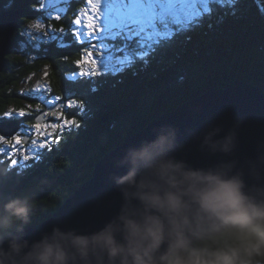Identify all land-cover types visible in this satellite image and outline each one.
Wrapping results in <instances>:
<instances>
[{
	"label": "clouds",
	"instance_id": "1",
	"mask_svg": "<svg viewBox=\"0 0 264 264\" xmlns=\"http://www.w3.org/2000/svg\"><path fill=\"white\" fill-rule=\"evenodd\" d=\"M244 123L161 121L130 143L101 134L114 153L108 212L35 236L38 195L54 178L14 194L0 169V264H264V136L243 150Z\"/></svg>",
	"mask_w": 264,
	"mask_h": 264
},
{
	"label": "trees",
	"instance_id": "2",
	"mask_svg": "<svg viewBox=\"0 0 264 264\" xmlns=\"http://www.w3.org/2000/svg\"><path fill=\"white\" fill-rule=\"evenodd\" d=\"M42 1L0 0V13L23 11L6 56L7 65L0 74V115L10 108L28 110L32 106L30 115L16 117L22 134L28 135V141H23L27 144L32 136L27 132L33 129L31 125L37 123V117L42 116L40 124L57 121L44 115L48 109L50 113L60 110L69 98L82 101L85 108L77 113L80 126L60 135L55 133L53 138L59 136V141L50 149H39V159L35 155L25 166H12L0 154V169L10 173L9 187L14 194L29 187L34 177L54 178L52 185L38 195L37 217L31 228L53 216L78 187L91 179L95 164L108 153L107 145L99 139L101 134L118 141L124 133L127 140L162 114L238 81L259 86L264 92V0H231L213 6L197 24L177 34L145 60L134 58L130 67L115 72L101 70L90 77L74 76L80 70L75 61L82 59L86 51L71 34L73 17L85 0H68L69 9L59 20L43 14L39 6ZM226 13L233 16V23L227 22ZM39 18L55 40L48 36L46 40L28 42L21 35L26 25ZM137 36H130L132 40L126 42L131 57L141 51ZM18 41L25 45L21 54L17 53ZM44 65L49 69L48 89L36 96L19 93L25 79ZM56 96L62 100L56 101ZM36 105H40V112L35 111Z\"/></svg>",
	"mask_w": 264,
	"mask_h": 264
},
{
	"label": "water",
	"instance_id": "3",
	"mask_svg": "<svg viewBox=\"0 0 264 264\" xmlns=\"http://www.w3.org/2000/svg\"><path fill=\"white\" fill-rule=\"evenodd\" d=\"M22 14V10L0 13V72L7 65L6 56L10 53L11 40ZM236 116L245 118L240 137L242 149L248 150L257 137L264 136V92L261 87L238 81L228 89L206 92L173 112L162 114L126 142H133L147 134L151 127L161 121L171 122L183 129L198 126L209 120L229 123ZM42 120V116L36 118L37 123H42ZM20 128V122L17 119L0 121V134L6 138H11ZM23 141L26 143L28 137ZM113 154L104 155L95 164L91 179L78 187L53 216L39 226L30 228L29 235H37L54 222H73L83 226L98 222L108 212L106 203L115 195L108 179L109 173L113 171L111 166Z\"/></svg>",
	"mask_w": 264,
	"mask_h": 264
},
{
	"label": "rangeland",
	"instance_id": "4",
	"mask_svg": "<svg viewBox=\"0 0 264 264\" xmlns=\"http://www.w3.org/2000/svg\"><path fill=\"white\" fill-rule=\"evenodd\" d=\"M248 1L249 0H246L244 1V3H247ZM68 2H69L68 0L66 3L63 2V0H60V2L58 3H56V0H43L42 3L44 4V7L43 8L40 7V9L41 11H43V14L46 15L49 19L56 20L54 18L57 15L61 17L66 14V11H68L69 9L68 4H67ZM171 2L173 4L177 18L182 21H191L193 20L194 15L199 14V19L193 22V25H195L204 15H206L208 12L211 11V8L213 6H216V5L222 6L225 3L231 2V0H224L223 3H218L216 2V0H171ZM112 5H113V0H101L100 6L98 9H91L89 7V0H85L84 6L81 9H88V16L86 17V16L81 15L80 10H79V12H76L72 20V25H71L72 36L75 38L73 33L78 31L81 37L83 38L82 42L77 41L79 45L83 44L84 50L86 51V53L83 55V58H86L87 51L91 49V45L93 44L96 45V48L91 49V50L94 52L92 59H95L97 61L96 71L98 73H100L101 70L105 72H111V71L115 72L117 69L125 68L118 61L126 57H131V54L127 51V43H126L127 41L132 40V38L129 39L130 36L138 35L137 39H139L140 37L139 48H141L142 44L150 43L149 37L151 36V31H150L149 26L146 23L141 24V25H127L125 23L126 21L125 14L123 12L118 11ZM61 9H63V11H61ZM97 15L99 16V19H95ZM77 16H80L81 18L80 25H76L73 23V21L75 20ZM227 16L229 19L227 22L230 21L231 23H233V21H235L233 16H229V15ZM89 17L93 18L96 26L100 28V31L95 33L97 38L94 40H90V38L84 35V33L87 31V29L85 28V25ZM36 23H39L40 25H42V27L40 29H33L32 27H30L32 24H36ZM21 35H23L27 39L28 42H30L31 39L32 40L35 39L36 41L46 40L48 36L50 39L55 40V36L52 35V31L51 30L49 31V28L46 27L45 22L41 18L26 25ZM89 40H90V43H89ZM58 44H59V41H58ZM58 46L60 47V44ZM104 46H106V50H104ZM24 48H25V45L21 43L20 41H18L17 53L21 54L22 52H25ZM96 51L103 52V58L105 61L104 64L99 63L100 57L95 55ZM83 67L85 71L92 70L89 65H84ZM2 72L3 70L0 72V74ZM48 72H49L48 66L44 65L41 68V71H39L37 74L30 75L28 78L25 79V81L23 82L24 84H22V86L19 87V93H22V94L30 93V96H36L38 92L46 91L48 89V86H47ZM79 72L76 73V75L74 76H80ZM244 82L247 85H253L246 81ZM40 85H45V89L41 91H36V89ZM233 86H230V87H233ZM228 88H225V89H228ZM225 89H222V90H225ZM41 104L43 103L41 102ZM8 110H13V109L10 108ZM165 114H168V113H165ZM16 117L18 118V116H15L14 114L12 120H16ZM8 120H11V119H8ZM0 121H4V119H0ZM55 123H57V121ZM43 124H53V123L46 122ZM20 132L22 133V130H18L17 133H20ZM138 132H136L134 135H136ZM27 133L32 135L30 136V139H29L30 141L27 144L22 143L21 145L16 146L14 156H13V153L9 150V146L3 145L2 142H0V147L5 148L6 152L0 153V154L4 155L7 158V160H11V158H15L18 160L17 165L19 164V165L25 166L29 160L23 161V158H22L23 155L27 154L29 155V159H32L39 152V148H33V146L31 145V139H38L35 129H32L30 130V132H27ZM55 133L60 135L62 132H55ZM55 133H53V136L55 135ZM134 135H132L131 137H133ZM27 136H28L27 134L23 133L21 137L22 140H24V138H26ZM53 136L48 137L47 139L51 140L53 139ZM29 149H31V151H29Z\"/></svg>",
	"mask_w": 264,
	"mask_h": 264
},
{
	"label": "snow or ice",
	"instance_id": "5",
	"mask_svg": "<svg viewBox=\"0 0 264 264\" xmlns=\"http://www.w3.org/2000/svg\"><path fill=\"white\" fill-rule=\"evenodd\" d=\"M60 2V0H56V3ZM63 2H67V0H63ZM83 2V0H81ZM218 3H223L224 0H216ZM101 0H89V7L91 9H98L100 6ZM41 8L44 7L43 3L39 5ZM114 8L118 11L123 12L126 17L125 23L127 25H141L146 23L151 31V36L149 37L150 43L142 44L141 51L136 54V57H126L118 62L123 67H130L132 64V59L139 58L140 60H145V58L150 54L155 52L160 46L170 42L177 34L185 31L188 28H191L193 22L199 19V14L193 16V20L191 21H182L177 18L175 13L173 4L171 0H113ZM63 11V9H61ZM80 13L83 16H88V9H80ZM61 17L57 15L55 19L59 20ZM95 19H99L97 15ZM74 24L80 25L81 18L77 16L73 21ZM30 27L33 29H40L42 25L39 23L32 24ZM87 31L84 35L90 40L96 39L95 33L100 31V28L96 26L94 19L89 17L87 23L85 25ZM61 32L65 30L62 28L60 29ZM73 35L75 36L77 41L82 42V37L80 33L74 32ZM89 40V43H90ZM96 45H91V49H95ZM89 49L87 51L86 58L78 59L75 61V64L78 68H80L79 75L81 77H90V76H97L99 73L96 71L97 68V61L92 59L94 52ZM104 50H106V46H104ZM96 56L100 57L99 63L104 64L103 52L96 51ZM84 65H89L91 67V71H85ZM45 89V85H40L36 91H41ZM43 99V97H40ZM56 101H61L62 97L56 96ZM45 103L52 104L53 101L46 100ZM32 106H28V110L23 108L19 110H6L0 115V119H12L14 114L18 117H24L31 114ZM85 108V104L77 99H67V103L63 104L61 109L52 113H44L45 116H53L57 123L53 124H40L35 123L32 124L31 127L35 129L37 133L38 139H32L31 145L33 148L39 149H50L52 145L56 144L60 137L56 136L55 138L49 140L48 137H52L53 133L55 132H63L65 129L68 128H78L80 126L77 113L82 111ZM66 109H76V112H68ZM36 112H40L41 108L40 105H36L35 108ZM22 133L14 134L11 139L6 138L3 134H0V142L3 145L9 146V150L15 155L16 146H19L23 143L22 140ZM31 151V149H29ZM6 149L0 147V153H5ZM23 161L29 160V155H23ZM36 159H39V155H36ZM10 163L12 166H16L18 160L15 158H11Z\"/></svg>",
	"mask_w": 264,
	"mask_h": 264
}]
</instances>
